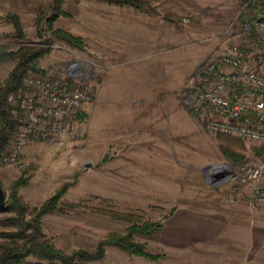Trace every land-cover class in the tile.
I'll list each match as a JSON object with an SVG mask.
<instances>
[{"label":"rangeland","instance_id":"374dc122","mask_svg":"<svg viewBox=\"0 0 264 264\" xmlns=\"http://www.w3.org/2000/svg\"><path fill=\"white\" fill-rule=\"evenodd\" d=\"M180 2L171 0V12L180 9ZM47 3L0 0V45L15 48L18 43L4 18L8 11L19 15L24 40L36 41L35 14ZM239 4L235 13L222 18L225 23L216 30L215 46L219 53L232 44L253 46L263 57L256 64L264 66V34L259 35L255 26L246 33ZM118 7L132 8L101 0H63L61 10L67 15L58 16L52 27L79 36L83 47L53 40L37 65L63 79L77 66L74 84L88 88L93 102L80 119L76 117L81 137H65L58 144L29 136L20 155L28 163L25 168L0 163L5 199L10 183L19 176L25 184L17 192L29 207L40 205L67 183L60 200L73 207L41 216L43 233L64 252L91 249L106 233L122 232L126 224L98 214L96 208L161 223L152 236H134L147 250L162 253L159 260L105 245L102 258L87 264H264V205H249V184L234 177L236 169L221 150L227 146L253 161L264 158L256 154L261 145L202 130L186 99L195 69L217 55L200 60L193 54L213 40L195 36L193 46L186 48L183 36L160 37L131 46L126 43L131 40L130 20L118 19L122 11ZM161 27L153 29L158 33ZM12 65H0V79ZM213 166L215 173L209 170ZM3 215L0 229H8Z\"/></svg>","mask_w":264,"mask_h":264},{"label":"built area","instance_id":"2783aa9c","mask_svg":"<svg viewBox=\"0 0 264 264\" xmlns=\"http://www.w3.org/2000/svg\"><path fill=\"white\" fill-rule=\"evenodd\" d=\"M239 2L242 11L248 5L264 8V0ZM254 26L259 35L264 34V18L256 17ZM243 28L248 29L246 23ZM262 58L253 46L232 44L198 65L186 99L202 130L264 143V73L249 67ZM68 74V79L55 78L48 68H42V72L28 73L22 86L7 94L6 99L12 104L10 114L17 123L0 163L25 168L28 163L20 155L29 136L46 137L59 144L65 137L83 135L75 121L93 102V94L74 84L79 74L77 66L70 68ZM209 170L215 173L217 169L213 166ZM234 177L249 184V205H264V158L243 161Z\"/></svg>","mask_w":264,"mask_h":264},{"label":"trees","instance_id":"16d2710c","mask_svg":"<svg viewBox=\"0 0 264 264\" xmlns=\"http://www.w3.org/2000/svg\"><path fill=\"white\" fill-rule=\"evenodd\" d=\"M108 4L132 6L141 8L143 0H101ZM63 0H48L45 8H38L34 18L36 41H25L19 15L8 11L4 14L12 26L10 36L17 40L15 48L0 45V65L12 63L10 71L0 79V157L11 140V134L17 123V118L10 114L12 104L6 96L22 86V81L28 73L42 72L37 61L50 52L53 40H58L68 46L82 48L79 36L65 30L52 27L54 20L60 15H67L61 10ZM264 18V8L248 5L239 14L240 21L248 26L249 33L254 27L255 18ZM251 33V32H250ZM66 79H68L66 77ZM77 115V118H81ZM220 134V133H217ZM224 135V134H221ZM228 136V135H227ZM222 154L228 159V164L236 169L245 161L239 151L222 147ZM256 154L264 157V143L256 149ZM25 184V178L19 176L13 180L8 188L7 198L4 200L0 213L8 229H0V264H87L92 260L102 258L105 245L117 250L149 261H156L163 257L162 253L147 250L144 242L135 239V235L152 236L161 226L158 221L143 219L135 213H120L110 209L96 208L98 214L125 225L122 232L110 231L98 239L91 249L76 248L69 252L57 248L51 239L46 237L41 228V216L47 213H65L73 207L63 203L60 198L66 190L67 183H62L40 205L29 207L17 192V188Z\"/></svg>","mask_w":264,"mask_h":264},{"label":"crops","instance_id":"0c3cea01","mask_svg":"<svg viewBox=\"0 0 264 264\" xmlns=\"http://www.w3.org/2000/svg\"><path fill=\"white\" fill-rule=\"evenodd\" d=\"M144 4L141 8H129L118 7L122 11L118 17L119 20H130V42L133 46L140 41L147 43H153L154 41L162 38H178L183 36L186 39V48H191L192 38L195 36L199 39H205L210 37L213 42L210 44H204L198 47L196 59H203L206 55L218 54L219 49L215 46V41L218 32L216 31L223 23V17H227L229 13H235L236 7L239 4V0H181L180 9L176 12L173 10V4L171 0H143ZM120 6V5H115ZM159 9L164 12H159ZM209 13V14H208ZM231 14V15H232ZM177 24H173L170 21H176ZM195 21V25L189 24ZM167 22L168 25H162L161 23ZM118 24H121L119 21ZM171 23V24H170ZM183 24L182 28H178ZM163 26V28L161 27ZM161 27L158 33L153 28ZM197 28V29H196ZM128 30V29H127ZM120 29H116V34ZM148 36H142V35ZM142 36V37H141ZM151 36V37H150ZM155 36H158L156 39ZM201 36V38H200ZM128 37V36H127ZM163 41V40H161ZM194 47L193 49H195ZM257 67L262 73H264V66L257 65L256 63H250L249 67ZM248 196H246L247 200Z\"/></svg>","mask_w":264,"mask_h":264},{"label":"water","instance_id":"95a60500","mask_svg":"<svg viewBox=\"0 0 264 264\" xmlns=\"http://www.w3.org/2000/svg\"><path fill=\"white\" fill-rule=\"evenodd\" d=\"M69 73V72H68ZM84 167H87V166H90V163H84L83 164ZM4 200H5V197H4V192L0 186V208L3 207L4 205Z\"/></svg>","mask_w":264,"mask_h":264}]
</instances>
